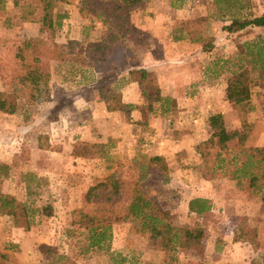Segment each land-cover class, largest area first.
Wrapping results in <instances>:
<instances>
[{"label":"rangeland","instance_id":"374dc122","mask_svg":"<svg viewBox=\"0 0 264 264\" xmlns=\"http://www.w3.org/2000/svg\"><path fill=\"white\" fill-rule=\"evenodd\" d=\"M0 1V40L23 38L31 33L35 34L37 26L40 28L31 0ZM168 2L171 7L176 4L175 0ZM248 2L257 12L264 4V0ZM80 4L81 0L74 3L76 6ZM143 6L145 4L141 2L133 8L135 21H138L139 10ZM67 8L57 3L55 13L66 15ZM23 18L27 20H22ZM67 18L71 23L59 20V25L54 28L53 40L64 43L68 36H74L69 39L72 41L69 56L63 62H50L51 80L37 92L36 100L27 113L0 112V188L12 192L26 205L32 221L29 230L33 231L39 244H46L54 249L53 252L41 251V247L34 241V264H45L50 253L65 254L73 264H86V256L93 251L89 249L82 252L86 245L85 230L69 226L73 209L83 207L84 195L89 186L112 177L118 183L119 193L109 202L103 200V191L98 192L99 201L91 199L96 202L104 217L109 218L113 212L119 214L132 193L139 173V161L133 163L134 158L138 154L150 155L158 151L163 152L168 166L165 178L157 171L150 170L138 186L154 194L161 206L175 212V223L180 225L191 224L196 219L187 213V201L197 196L207 198L212 203L211 221L203 229L201 242L196 250H177L166 257H163V252L150 248L147 239L130 234L128 222H113L110 231L118 238L114 248L121 249L126 238L125 246L130 249L126 264H264V208L258 193L248 187L246 178H207L200 158L193 150V145L210 133L207 118L213 109H207L204 82L200 79L192 82L186 88L190 96L185 99L175 100L176 102L168 100L169 107L178 106L175 110L177 112H174V116H166L163 123L165 125L161 126L160 131L147 124L151 116L144 109H147L145 101L141 100L143 109L138 120L146 124L141 123L142 127L138 130L133 124L129 125L132 126L129 127L132 133L129 137L136 136L138 141L119 142L120 138L116 142L115 138H105L111 126H118V118L101 115L99 109L92 114L79 108L76 113L75 107H70L72 111L66 114L67 107L63 106L66 96L60 91L77 90L76 84L86 85L95 76L100 79V83H112L113 76L123 73L128 65L136 63V54L122 41L104 60L94 62L91 66L84 65L80 61L84 44L89 40L103 38L104 28L95 18L80 19L77 12L74 18ZM21 21H28L30 27L25 28ZM219 28L220 23L211 20L208 32L213 36V48L203 55H195L197 50L194 47L192 54L194 60H197L198 68H201L203 61L205 68H216L222 71L223 75L219 74V77L225 78L230 74V66L227 68L223 61L233 55L239 42L253 36L255 31L248 29L228 34ZM79 30H85L86 36H81ZM78 60L80 64L76 62ZM174 61L176 60L173 59L172 63ZM128 76L131 78L132 75L128 73ZM1 82L0 78V90ZM139 88L141 89L140 84ZM250 94L251 104L262 103L264 82L259 88L250 87ZM54 96L59 99L56 104L52 103ZM74 96L73 92L72 97ZM219 101L220 99H216V103L219 104ZM227 102L222 115L226 119L225 128L231 132L239 131L233 104ZM153 106L157 112L158 106L155 103ZM255 116L252 114L250 118L256 119ZM101 138H105L103 142ZM172 202L175 204L172 205ZM90 205L86 203L84 206ZM240 228L255 229V246L247 244L248 242L242 243ZM237 234L238 240L234 237ZM244 237L250 238L246 235ZM97 252L94 254L95 261L90 262H107L108 255L105 251ZM110 258L118 259V256L113 254ZM11 260L2 258L0 254V264H9Z\"/></svg>","mask_w":264,"mask_h":264},{"label":"trees","instance_id":"16d2710c","mask_svg":"<svg viewBox=\"0 0 264 264\" xmlns=\"http://www.w3.org/2000/svg\"><path fill=\"white\" fill-rule=\"evenodd\" d=\"M60 1L62 0H31L36 10L34 11V15L37 16L36 21L40 22L37 36L0 40L1 113H27L36 100L37 92L44 88L50 79V62H62L69 56L72 41L59 43L53 40L54 28L64 17V14L54 12ZM142 1L81 0L79 15L82 18L99 20L104 28V37L101 40H89L84 44L81 63L91 66L94 62L104 60L111 50L122 42L123 37L131 30L132 10ZM234 1L225 0V3L231 5ZM23 20L27 19L23 18ZM248 25L264 26V7L262 13L254 17L233 14L222 28L228 34H232ZM174 29L178 32L179 38L184 37L198 43L202 51H207L213 46V36L208 32L204 16L176 20ZM43 34L46 36L43 37ZM80 61L76 62L80 64ZM229 66L230 74L226 78L225 97L233 104L240 123L239 131H227L221 114H210L207 118L210 133L206 138L195 143L193 150L198 154L203 173L207 178H246L248 187L258 193L264 208V145L245 144L251 127L246 120L250 87H260L264 82V33L254 34L239 42ZM128 73L132 75L131 78L139 80L141 98L145 101L147 109L152 111L155 103L159 113L166 115L164 113L169 109L168 100L160 95L154 74L141 69H133ZM98 90L107 111H122L125 120L132 123L129 111L134 105L120 102L119 93L107 85L100 86ZM137 160L139 173L132 193L119 214L113 212L111 213L113 218L104 217L96 202L91 199L99 201L98 192L103 191V200L109 202L119 193L118 183L112 177L89 186L83 202L84 205L86 203L91 205L89 207L83 205L72 211L69 226L85 230L86 245L82 252L89 249L109 252L112 222H128L129 233L147 239L150 248L163 252V257L177 250H196L200 245L203 229L211 221V201L198 196L190 198L187 201L186 211L196 219L191 224H176L175 212L161 206L154 194L138 186L140 180L150 170L157 171L165 178L168 172L165 157L156 154H138L133 163ZM0 215L6 216L13 226L22 227L24 230H28L32 223L26 205L9 193L0 192ZM240 230V240L255 246L257 243L255 229L240 228ZM244 234L250 237L249 240ZM234 237L238 240L239 234ZM39 246L41 251L54 250L46 244ZM1 257L5 256L1 254ZM49 257L48 264H73L65 254L50 253ZM119 260L121 257L113 261Z\"/></svg>","mask_w":264,"mask_h":264},{"label":"crops","instance_id":"0c3cea01","mask_svg":"<svg viewBox=\"0 0 264 264\" xmlns=\"http://www.w3.org/2000/svg\"><path fill=\"white\" fill-rule=\"evenodd\" d=\"M10 1L13 2L15 0H8V2ZM77 1L78 0H62L59 2V4H63L65 8L69 7L67 8L68 10L66 12V15L64 14V17L62 18L63 21L66 20V22L71 23V20H68V18L66 19V17L72 19L74 18L76 12L79 15V5H74V3L76 4ZM175 1L176 4H174L173 7L169 5L168 0L142 1L144 2L145 6H143V9L141 8V10H139L138 21L134 20V13H131V30L122 39L129 50L136 54V63L128 65V68H125L123 73H120L119 75L117 74V76L115 75V77L113 76L112 83H100V79L95 76L90 81H88L90 83H86V85L77 82L78 84L75 85V88H77V90L73 89L60 91L64 96H66L64 97L65 100H63V103H65L63 106L67 107L65 109L66 114L72 111L71 108L73 107H75L74 111H76V113L78 112L79 108H84L92 114H94L95 110L99 109V114L114 116L115 118H118L119 121L117 127L115 126V124L111 126V129H109L107 134H105V138H115L116 142L120 138L121 140L119 142L138 141L136 136L135 138L134 136L129 137V135L132 134L129 127L134 126L137 127L138 130L140 127H142V125H140L141 123L143 125H145L146 123L139 122L138 120L140 119V113L143 107L141 106L142 99L140 94L141 89L139 88V80L130 78L128 76V72L133 69H141L152 72L160 89V95L167 100H174L173 102H176L175 100L185 99L186 96H190V93H187L186 88L192 82L200 79L202 82H204L205 85V100L207 101V109H213V111H211L208 116L212 113H220L221 116L224 114L225 108L228 105V100L225 97L226 78L228 76H226L225 78L224 76L222 78L219 77V74L223 75L222 71H219L216 68L208 70L207 68H205V64L201 60L200 61L203 65L201 66V68H198L196 62L197 60H194V56L192 54V48L194 49L195 47L194 50H197L195 55H203V53H205L206 51H202L198 43L191 42L189 41V39L184 37L179 38L178 32L174 29L175 21L186 18H194L197 16H204L206 17L207 26L211 20H215L220 23L219 30L223 31L222 27L229 22V19L233 14H239L241 16L247 17L258 16L262 13L264 4H262L261 6L259 5L260 11L257 12L255 8L250 7L252 4L249 3L248 0H235L231 5H227L225 3V0ZM257 8H259L258 5ZM55 10L56 9H54V12ZM67 13L70 14V16H68ZM79 18L81 19L82 17L79 15ZM222 19L225 21H221ZM21 22H24L23 25L25 28L30 27L28 21ZM67 26L68 24L66 23L65 27L67 28ZM62 27L64 26L62 25ZM36 29L37 31L35 34L31 33L25 37L38 35V26ZM248 29L254 30L255 34L264 33V26L260 27L248 25L243 29H240L239 31ZM70 31L74 32L76 30ZM79 33L81 34V36H86L85 30H79ZM73 38L74 36H68V40ZM101 39H94L91 41ZM59 41H61V39ZM213 46L209 50H211ZM236 49L237 46L235 47V50ZM232 56L223 61L227 65V68ZM173 59L176 61L172 63ZM223 71H225V69H223ZM50 80L51 79H49V81ZM106 84L111 89L116 90L119 93L120 102L125 104L130 103L134 105V107L129 111V118L132 123L125 120L124 113L122 111L106 110L105 102L99 96L98 90L100 86ZM73 92L75 94L74 97H72ZM216 99H220L219 104L216 103ZM251 99L252 94H250L249 97L248 111L246 114V120L251 124V127L246 137L245 144L248 146L264 145V101L256 105L251 104ZM58 102L59 99H57L56 97L52 100L53 104H56ZM177 107L178 106L169 107V109L164 113L166 114L164 116L159 113V110L158 112H155V109L149 111L144 107V109L147 110V112L151 116V118L148 119L147 124L151 125L154 130L160 131L161 126L165 125L163 123L166 116L167 118L169 115L174 116V112H177L175 111ZM180 107H183V105ZM233 113L236 116L235 110L233 111ZM252 114H255L257 116H255L256 119L250 118ZM222 118L225 123V116H223ZM103 139L101 140V142H103ZM155 154L164 156L163 152L160 151L151 153L150 155ZM0 192L12 194L16 199H18L12 192L3 191L1 188ZM36 239L38 238L35 237L33 231H30L29 229L24 230L22 227H15L6 216L0 215V254L4 255L9 260L12 259V262L9 261V264H34L36 260L34 241H36L38 245L40 243L39 240ZM116 239L118 240V238L114 236V233H111L109 252H105L108 255V259L104 264L128 263L129 256L127 252L130 249L128 246H125L127 240L125 238V243L123 244L124 246H122L121 249H116L114 248ZM242 243L247 242L243 241ZM97 253V251H93L91 252V255H87L86 257L88 259H85L86 264H92L90 260L94 262V254ZM128 253H130V251ZM113 254H117L118 258L121 257V260H119L118 262L113 261L115 260V258H110ZM48 260L49 258L46 259L45 264H48Z\"/></svg>","mask_w":264,"mask_h":264}]
</instances>
